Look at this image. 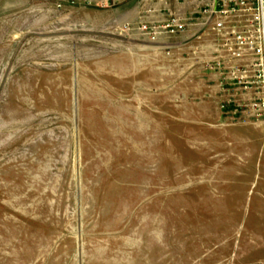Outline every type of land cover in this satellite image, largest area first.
Returning <instances> with one entry per match:
<instances>
[{
    "label": "rangeland",
    "instance_id": "1",
    "mask_svg": "<svg viewBox=\"0 0 264 264\" xmlns=\"http://www.w3.org/2000/svg\"><path fill=\"white\" fill-rule=\"evenodd\" d=\"M50 1L0 0V264H264V125Z\"/></svg>",
    "mask_w": 264,
    "mask_h": 264
},
{
    "label": "built area",
    "instance_id": "2",
    "mask_svg": "<svg viewBox=\"0 0 264 264\" xmlns=\"http://www.w3.org/2000/svg\"><path fill=\"white\" fill-rule=\"evenodd\" d=\"M132 0H68L72 8L116 9ZM133 18L114 19L107 43L155 45L175 62L186 58L215 75L209 85L235 125H264V0H135ZM59 2L56 8L63 10ZM117 39V40H116ZM182 53V54H184ZM217 264H232L220 262Z\"/></svg>",
    "mask_w": 264,
    "mask_h": 264
},
{
    "label": "crops",
    "instance_id": "3",
    "mask_svg": "<svg viewBox=\"0 0 264 264\" xmlns=\"http://www.w3.org/2000/svg\"><path fill=\"white\" fill-rule=\"evenodd\" d=\"M49 1V0H48ZM59 2H63L64 4H65V7L63 8V10L64 11H66V10H70V9H73L69 4H68V0H52V1H50L49 3H48V8H49V10H50V8H52L53 10H55L53 7L54 6H56L57 5V3H59ZM136 1L135 0H132V1H130V2H128V3H126V4H124V5H122V6H120V7H118V8H116V9H112V10H101L102 11V13H107L108 14V18H107V21L109 22V23H111V21L113 20V19H115V17H117V16H119V15H122L121 14V8L123 9V8H125V7H128V6H130L129 7V9H132L133 11V16H131L132 18L135 16V10H136ZM79 9H89V10H93V11H95V10H97V11H100L99 9H94V8H84V7H79ZM124 10V9H123ZM51 11V10H50ZM124 11H127L126 9L124 10ZM123 12V11H122ZM128 13H130V12H128ZM196 76H198V74H196ZM208 88H209V86H208ZM209 92V91H208ZM211 95V94H210ZM211 96H214V95H211Z\"/></svg>",
    "mask_w": 264,
    "mask_h": 264
}]
</instances>
